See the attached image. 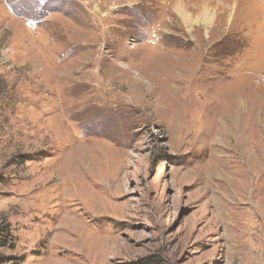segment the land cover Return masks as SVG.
I'll return each instance as SVG.
<instances>
[{
    "label": "rangeland",
    "instance_id": "rangeland-1",
    "mask_svg": "<svg viewBox=\"0 0 264 264\" xmlns=\"http://www.w3.org/2000/svg\"><path fill=\"white\" fill-rule=\"evenodd\" d=\"M0 226V264H264V0H0Z\"/></svg>",
    "mask_w": 264,
    "mask_h": 264
},
{
    "label": "bare ground",
    "instance_id": "bare-ground-1",
    "mask_svg": "<svg viewBox=\"0 0 264 264\" xmlns=\"http://www.w3.org/2000/svg\"><path fill=\"white\" fill-rule=\"evenodd\" d=\"M235 121H233L234 123V128L237 127V130H240V134L238 135H241L242 136V132L245 134V128H246V124H243L242 125V122H241V118H239V115L237 116V114L235 113ZM248 127V125H247ZM232 129H229L228 132L231 133ZM225 139H227L228 141H231L237 150H240L241 149V153H242V158H245L248 156L246 152H248L249 154H255V160H259L260 161V157H261V154L258 153V149L255 147L254 145V148L252 147V145L249 143V141H247L245 138H243V141L241 143H238V142H235L233 141L232 139L230 140V138L226 135L225 136ZM239 139L237 136H235V140ZM254 157V156H253ZM262 162V161H260ZM260 164V163H259ZM249 168L248 169H245L247 172L250 171L251 167L248 166ZM249 175H251V173H241V174H238V175H235L233 178L236 179V178H240V181H241V184L243 183V187L241 189H238L236 190V198H243L244 196H246L249 192L248 190V186L245 185L246 184V181H248V177ZM232 178V179H233ZM237 205V204H236Z\"/></svg>",
    "mask_w": 264,
    "mask_h": 264
},
{
    "label": "trees",
    "instance_id": "trees-1",
    "mask_svg": "<svg viewBox=\"0 0 264 264\" xmlns=\"http://www.w3.org/2000/svg\"><path fill=\"white\" fill-rule=\"evenodd\" d=\"M6 230V229H5ZM5 230L2 228V226H0V235L2 234V235H4V238H2V240H1V236H0V245L1 246H5L6 244H7V242H8V240H9V232H6V234L4 233L5 232ZM7 231V230H6ZM4 233V234H3Z\"/></svg>",
    "mask_w": 264,
    "mask_h": 264
}]
</instances>
